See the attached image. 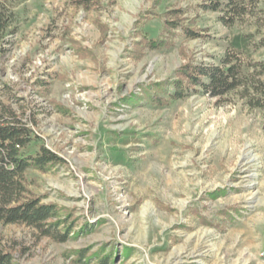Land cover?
<instances>
[{"label":"rangeland","instance_id":"1","mask_svg":"<svg viewBox=\"0 0 264 264\" xmlns=\"http://www.w3.org/2000/svg\"><path fill=\"white\" fill-rule=\"evenodd\" d=\"M200 4L0 0V109L24 111L64 159L27 183L57 204L53 233L67 236L0 221L15 264H264V109L241 89L174 98L171 82L186 63H220L232 32L251 34L248 60L264 61V0L232 27ZM145 32L174 43L152 47ZM163 81L165 105L125 103Z\"/></svg>","mask_w":264,"mask_h":264},{"label":"trees","instance_id":"2","mask_svg":"<svg viewBox=\"0 0 264 264\" xmlns=\"http://www.w3.org/2000/svg\"><path fill=\"white\" fill-rule=\"evenodd\" d=\"M259 5L260 0H201L200 4L205 11L223 12L221 21L229 27L256 16ZM178 12L180 9H173L167 14L174 16ZM181 21L179 18L167 17L165 24L168 28H178L183 27ZM183 31L190 38L202 34L187 26ZM252 38L245 31L232 32L228 37L226 52L222 58H218L221 59L220 63L201 60L182 65L180 77L171 81L177 90L173 97L181 98L184 87L190 85H199L208 95L216 98L241 89L242 95L253 107L264 109V61L248 60ZM142 40L149 42L152 47L171 46L174 43L172 40H160L158 35L149 36L147 32L143 33ZM169 82L153 83L151 88H143V95L134 93L125 97L124 101L134 104L144 99L150 104L165 105L168 100L162 97V92L167 89ZM45 83L42 81L41 85ZM25 114L24 111L19 113L8 108L0 109V221L5 224L25 222L42 233L53 234V237L64 240L67 235L53 233V229L64 222L60 218V208L54 202H43L42 196L33 193L27 183L30 169L50 171L63 164L64 159L46 146L32 125L24 119ZM78 253L81 257L84 254L82 251ZM0 264H15L12 255L3 249H0Z\"/></svg>","mask_w":264,"mask_h":264}]
</instances>
